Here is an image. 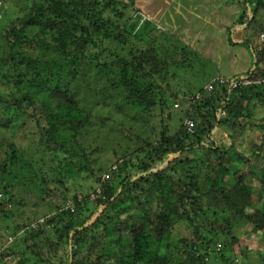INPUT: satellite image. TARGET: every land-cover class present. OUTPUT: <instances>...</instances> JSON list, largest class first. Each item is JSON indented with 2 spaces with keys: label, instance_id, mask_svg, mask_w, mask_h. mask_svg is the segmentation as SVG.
<instances>
[{
  "label": "trees",
  "instance_id": "obj_1",
  "mask_svg": "<svg viewBox=\"0 0 264 264\" xmlns=\"http://www.w3.org/2000/svg\"><path fill=\"white\" fill-rule=\"evenodd\" d=\"M226 1L240 9L228 42L249 46L251 64L240 74L211 76L194 91L181 75L176 80V69L188 61L191 66L186 57L197 56L195 50L143 19L135 0H19L21 14L0 29L7 49L0 75L21 86L0 92V174L19 164L16 140L28 122L38 139L27 150L42 145L52 156L69 155L78 163L65 160L69 169L62 175L56 168L39 173L38 198H54L50 192L59 197L40 217L26 215L23 196L1 181L0 264H66L64 258L67 264H209L213 237H223L231 251L238 222L264 234V118L244 122L257 106L264 109V39L253 42L264 34V0ZM243 24L252 36L236 42L231 30ZM98 91L121 118L142 122L156 107H173L177 100L188 106L177 128L171 131L175 118L167 114L154 138L147 134L132 152L96 171L81 137L111 119L112 108L100 110ZM224 126L230 134L248 127L261 134L243 155L233 142L225 147L212 139L213 130ZM79 171L96 183L87 193L58 188ZM176 231L172 253L160 250Z\"/></svg>",
  "mask_w": 264,
  "mask_h": 264
},
{
  "label": "rangeland",
  "instance_id": "obj_2",
  "mask_svg": "<svg viewBox=\"0 0 264 264\" xmlns=\"http://www.w3.org/2000/svg\"><path fill=\"white\" fill-rule=\"evenodd\" d=\"M27 1L30 2L31 0ZM20 2L19 0H0V29L9 18L19 13L21 14V11L17 9V5H20L18 4ZM135 8L140 11L143 19L146 18L152 22H156L157 26L177 35L181 42H185L195 50V55L197 56L189 57L187 55L186 57L191 58V66L188 65L189 61L188 63L185 61L186 65L184 68L176 69L180 73L177 75L176 80L178 81L181 75L180 82L190 86L194 91L207 83L211 76L222 74L225 77H230L235 75L234 72L240 71L238 72L240 74L249 68L252 60L249 46L243 43L234 45L228 42V27L231 26L240 12L238 6L233 2H227L226 0H135ZM247 12L251 15L252 10L250 7ZM239 26L235 25L231 30L234 41L237 42V40H242L246 36H252L250 34L252 28L245 31L241 30V28L243 29L246 25ZM259 38V36L253 37L254 44L262 41ZM183 43H180V45ZM6 52L7 49L0 36V55H5ZM97 84L91 82L92 86L100 87L99 83ZM163 85L165 87V83ZM170 85H174V82L170 81ZM19 87L21 86L10 80L5 81V78L0 75L1 93L16 92V89L19 90ZM95 95L96 98L100 97V101L97 100V102L101 106V111L110 108L113 110V113L110 114L111 119L107 125L94 126L81 137L83 148L89 156L88 163L96 171L107 169L114 163L115 158L132 152L141 145V139L146 137L147 134L151 138H154L153 135H155L162 121L164 122L168 119L166 117L167 114H172L173 118H175L169 121L171 131L177 128L178 123L184 119L185 110L188 106L187 102L177 100L173 107L163 108L162 110L156 107L152 111V115L147 118V122H142L140 118H138L139 120H133L127 118V116L121 118L120 114L114 110L115 107L113 108L108 102H102L101 92L98 91ZM167 101L171 104L174 99L171 97ZM258 117L264 118V109L261 106H257L255 110H252L251 117L246 118L244 122L249 125L256 124L260 121ZM179 118L181 119L180 121L178 120ZM153 128L155 130H152ZM33 129V124L28 122L24 134L22 133L18 140L15 139L19 145L17 158L19 159V164L17 162L7 173L0 174V183L1 181L4 184L13 183V193L19 196L22 195L24 198L27 206L25 208L26 215L40 217L54 208L55 201H57L55 199L59 197L56 195V192H50V196H55L56 198H45L44 201L38 198L39 196L36 193H42L37 186L40 181L39 173L56 168L60 172V175H62V172L69 169V166L65 165V160H68V158L73 159L76 164L78 160L69 155L56 158L49 154V152H45L42 145L38 146L33 153L27 150L26 148L36 143L38 139L36 133L31 134ZM216 131L213 130L212 132V139L214 141L225 147L233 142L237 151L243 155L249 153L250 142L257 139L261 134L259 127H248L231 134L230 132L232 131L227 130L225 126L216 129ZM2 136L3 133H0V137ZM5 136L9 135L5 134ZM24 148L26 153L21 154L20 150H24ZM59 153L61 154V152ZM171 156L169 155L165 161L171 158ZM78 158L80 160L83 159L82 157ZM62 159L64 160L62 161ZM165 161L162 165H165ZM71 166L75 167L76 165L73 164ZM79 172L65 179L66 185L63 187L57 185L58 188L63 191L65 190L66 194L69 195L77 192L82 194L87 193L90 186L96 185V183L93 179L91 180V177L86 172ZM257 204L260 205L261 202ZM183 225L185 224H180V234L185 232ZM233 232L237 235L238 240L231 246V251L227 247H224L223 237H213V242L210 244L213 252H210V256L208 257L209 264H264V234L253 231L248 221L238 222L234 226ZM180 234L179 231L174 232L168 240L160 244L159 249L171 254L174 248L171 244L174 243V239L180 236ZM205 236L211 237L212 235L207 233ZM4 240L5 238H2L0 242H4ZM110 248L113 249V247ZM68 250L69 248L65 252V255H67ZM220 255H223L224 258L228 257L229 260L224 261L220 258L219 260H215ZM64 262L67 264L65 258Z\"/></svg>",
  "mask_w": 264,
  "mask_h": 264
},
{
  "label": "built area",
  "instance_id": "obj_3",
  "mask_svg": "<svg viewBox=\"0 0 264 264\" xmlns=\"http://www.w3.org/2000/svg\"><path fill=\"white\" fill-rule=\"evenodd\" d=\"M260 39L263 40L264 39V34H260ZM261 82H264V79L260 80ZM232 86H235L237 83L236 82H231ZM190 126H192V123L190 122Z\"/></svg>",
  "mask_w": 264,
  "mask_h": 264
},
{
  "label": "crops",
  "instance_id": "obj_4",
  "mask_svg": "<svg viewBox=\"0 0 264 264\" xmlns=\"http://www.w3.org/2000/svg\"><path fill=\"white\" fill-rule=\"evenodd\" d=\"M237 27H240V26H238V25H236ZM237 41H242V40H237ZM235 48V47H234ZM238 72H240V71H237V72H234L235 74H238ZM243 72V71H242ZM219 75H222V74H219ZM223 76V75H222ZM216 129H220V127H216L215 129H214V131H216ZM217 132V131H216ZM215 132V133H216Z\"/></svg>",
  "mask_w": 264,
  "mask_h": 264
},
{
  "label": "clouds",
  "instance_id": "obj_5",
  "mask_svg": "<svg viewBox=\"0 0 264 264\" xmlns=\"http://www.w3.org/2000/svg\"><path fill=\"white\" fill-rule=\"evenodd\" d=\"M238 26H239V25H238ZM190 122H191V121H189V125H190ZM191 123H192V122H191ZM192 125H193V123H192ZM190 127H191V126H190Z\"/></svg>",
  "mask_w": 264,
  "mask_h": 264
},
{
  "label": "water",
  "instance_id": "obj_6",
  "mask_svg": "<svg viewBox=\"0 0 264 264\" xmlns=\"http://www.w3.org/2000/svg\"><path fill=\"white\" fill-rule=\"evenodd\" d=\"M167 163V160L165 161V164Z\"/></svg>",
  "mask_w": 264,
  "mask_h": 264
}]
</instances>
